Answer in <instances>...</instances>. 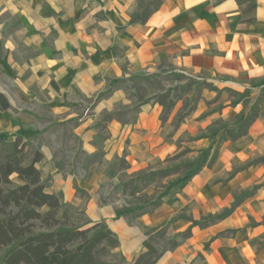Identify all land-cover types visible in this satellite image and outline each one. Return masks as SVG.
<instances>
[{
    "label": "crops",
    "instance_id": "crops-1",
    "mask_svg": "<svg viewBox=\"0 0 264 264\" xmlns=\"http://www.w3.org/2000/svg\"><path fill=\"white\" fill-rule=\"evenodd\" d=\"M151 6L149 0H0V135L21 137L40 152L46 191L63 204L86 206L92 225L105 220L129 260L143 247L145 233L168 228L173 235L191 229V238L155 264H264V189L218 223L191 227L192 220L230 208L233 194L261 178L262 170L248 169L224 185L205 169L173 203L165 198L150 213L116 219L113 208L100 205L99 168L80 169L63 137L67 126L83 142L82 152L97 151L101 128L85 111L125 70L264 79V0H161ZM161 114V107L150 106L132 124L112 121L104 130L105 159L126 151L133 170L131 159L142 168L149 159L165 158L174 146L165 141ZM199 117L185 128L201 127ZM30 135L45 142L30 141ZM220 153L214 170L246 158L228 145ZM252 220L257 224L249 226Z\"/></svg>",
    "mask_w": 264,
    "mask_h": 264
},
{
    "label": "rangeland",
    "instance_id": "rangeland-1",
    "mask_svg": "<svg viewBox=\"0 0 264 264\" xmlns=\"http://www.w3.org/2000/svg\"><path fill=\"white\" fill-rule=\"evenodd\" d=\"M151 8H157L161 0H149ZM106 91L97 96L85 114L97 116L96 127L101 128V137L96 141L97 151L82 152L83 142L74 138L67 126L63 128V137L75 153V164L81 169L97 165L104 176L103 182L96 190L100 196V205L108 206L123 216L134 218L152 212L161 205L165 198L170 203L203 170L213 172V181L227 184L229 180L248 169L262 170L263 176L251 186L237 190L231 207L216 214L202 216L192 220L191 227L202 229L212 226L229 216L236 208L254 199L264 189V79H252L247 73L227 75L187 76L185 73L157 70L125 74L111 81ZM215 85H219L218 87ZM222 85H225L222 87ZM106 101L108 105L97 112ZM150 106L162 108L160 117L164 129L165 141L174 146V150L163 159H149L142 168H138L131 159L133 170L126 165L123 155L105 159L103 141L104 130L112 121L127 125L134 123L138 115ZM96 108V109H95ZM199 115L201 127L191 130L185 128L188 121ZM255 118L249 126L243 117ZM243 118V119H241ZM241 125V126H240ZM26 137V136H25ZM29 137V138H28ZM27 139L33 142H45L40 137L30 135ZM214 141V142H213ZM224 145L243 151L245 160L230 169L224 167L213 169L220 158ZM72 152V154H73ZM60 157V156H59ZM16 183V176L12 177ZM84 198V197H82ZM73 206V205H72ZM70 211L68 227H91L86 206H73ZM231 209L230 214L227 212ZM45 211V210H44ZM228 214V215H227ZM191 221V220H190ZM264 224V215L261 221ZM103 227L107 222L101 220ZM255 223L252 220L249 226ZM43 230L36 226L35 231ZM231 235L236 231L230 232ZM191 238V229L182 234L173 235L168 228L150 235H143V247L134 260L127 259L119 250V240L110 237L106 246L110 250L104 259L106 264H155L167 250L174 249ZM149 243L155 253L144 246ZM156 248V249H155ZM5 249L0 248V258Z\"/></svg>",
    "mask_w": 264,
    "mask_h": 264
},
{
    "label": "trees",
    "instance_id": "trees-1",
    "mask_svg": "<svg viewBox=\"0 0 264 264\" xmlns=\"http://www.w3.org/2000/svg\"><path fill=\"white\" fill-rule=\"evenodd\" d=\"M243 118L249 126L256 117ZM41 160L23 138L0 135V264H106L105 242L113 232L101 223L68 227L74 207L46 191L37 168ZM37 225L43 230L36 232ZM144 246L155 253L149 243Z\"/></svg>",
    "mask_w": 264,
    "mask_h": 264
},
{
    "label": "built area",
    "instance_id": "built-area-1",
    "mask_svg": "<svg viewBox=\"0 0 264 264\" xmlns=\"http://www.w3.org/2000/svg\"><path fill=\"white\" fill-rule=\"evenodd\" d=\"M87 114H88V113H87ZM87 114H86V115H87Z\"/></svg>",
    "mask_w": 264,
    "mask_h": 264
}]
</instances>
